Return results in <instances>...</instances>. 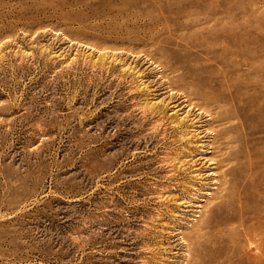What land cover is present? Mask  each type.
<instances>
[{"label":"rangeland","instance_id":"374dc122","mask_svg":"<svg viewBox=\"0 0 264 264\" xmlns=\"http://www.w3.org/2000/svg\"><path fill=\"white\" fill-rule=\"evenodd\" d=\"M0 264H264V0H0Z\"/></svg>","mask_w":264,"mask_h":264},{"label":"bare ground","instance_id":"6f19581e","mask_svg":"<svg viewBox=\"0 0 264 264\" xmlns=\"http://www.w3.org/2000/svg\"><path fill=\"white\" fill-rule=\"evenodd\" d=\"M189 101H190V100H189ZM189 101H188V102H189ZM188 106H189V105H188ZM203 134H204V133H203ZM210 145H211V144H210ZM211 148H212V145H211ZM214 150H215V149H214ZM204 160H206V159H204ZM208 161H209V160H208ZM210 161H211V160H210ZM206 163H207V162H206ZM211 163H212V162H211ZM209 164H210V163H209ZM211 165H212V164H211ZM213 165H215V164H213ZM212 169H214V168L212 167ZM215 169H216V170H215L213 173H212V172H210V173H212V175L214 176V179H216L217 181H218V180L221 181V179H222L223 177L220 176V174L217 173V172H218V171H217V170H218L217 165L215 166ZM212 175H211V176H212ZM211 176H210V177H211ZM218 183H219V182H218ZM213 184H214V183H213ZM219 184H221V183H219ZM219 184H218V185H219ZM219 186H220V185H219Z\"/></svg>","mask_w":264,"mask_h":264}]
</instances>
